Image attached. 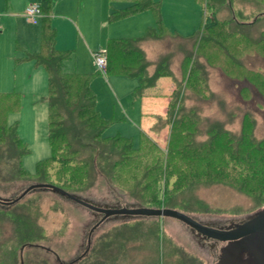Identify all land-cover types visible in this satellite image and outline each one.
Returning a JSON list of instances; mask_svg holds the SVG:
<instances>
[{
  "label": "rangeland",
  "instance_id": "obj_1",
  "mask_svg": "<svg viewBox=\"0 0 264 264\" xmlns=\"http://www.w3.org/2000/svg\"><path fill=\"white\" fill-rule=\"evenodd\" d=\"M100 1L52 0L51 22L55 28V48L71 51L64 69L91 74L90 89L95 96L96 110L106 120L102 136L126 137L137 149L152 140L162 151L159 156L164 168V152L171 130L170 124H164V107L175 87V76L182 95L180 103L196 107L199 120L196 140L205 139L206 130L216 122L239 135L242 122L249 124L250 118L254 119V135L264 137V98L252 86V83L257 85L264 94V60L256 64L251 58V50H264V16L260 14L264 12V0H153L159 4L163 35L167 37L145 42L142 47L147 59H163L171 74L161 75L153 84L145 85L141 95L135 94L137 78L116 74L110 68L106 72L98 71L92 53L104 49L106 35L140 37L147 25L156 28L153 14L149 9H142L112 20L110 14L101 13L103 4L111 3V10H119L129 2ZM32 2L39 0H2V62L8 56L5 50L8 47L17 57L22 56V50H38L40 19L29 24L21 15L26 4ZM214 6L216 23L210 24ZM259 14L253 26L243 23ZM104 19L106 24L102 25ZM191 36L195 42L188 38ZM15 54L11 55L13 63L8 68L13 87L5 91L10 94L4 115L7 125L17 124V133L28 149L21 156V166L31 179H15L13 151L7 144H0V199L3 200H12L30 184L43 180L36 178V163L51 151L47 138L45 70L34 64L30 68L24 62L15 63ZM33 70H39L41 77L35 80ZM190 71L189 81L201 72L206 77L207 97L194 96L185 87L184 78ZM3 96L6 97L1 95L0 100ZM245 113L250 117L244 119ZM151 119H154L151 130H146ZM115 151L116 154L110 150V145L96 143L81 153L89 172L85 185L75 190L76 195L108 206L169 205L216 227L239 222L264 207L257 204L256 197L218 182L199 181L182 192L175 190L170 196V190L165 188L166 172H149L147 176L142 168L141 172H125L127 168L123 166L127 162H121L117 169L113 162L120 160L119 153L124 149ZM148 180L150 184L146 185ZM60 186L67 188L68 185ZM101 216L49 189L36 188L15 203H0V264H21V261L22 264H68L85 251L88 233ZM110 218L92 230L90 245L83 257L86 256L72 264H215L223 244L218 243L212 250L209 247L212 239L172 217H158L161 221L157 222L140 216ZM171 221L180 227H168ZM23 243L31 245L24 247Z\"/></svg>",
  "mask_w": 264,
  "mask_h": 264
},
{
  "label": "trees",
  "instance_id": "obj_2",
  "mask_svg": "<svg viewBox=\"0 0 264 264\" xmlns=\"http://www.w3.org/2000/svg\"><path fill=\"white\" fill-rule=\"evenodd\" d=\"M127 1L129 4L125 7L112 10L109 19L116 20L142 9H149L153 14L156 28L148 26L144 35L140 37H110L106 40L103 50L107 58L106 69L110 68L122 76L137 78L138 84L135 92L141 95L145 85H151L157 77L171 74V72L167 70L163 59L154 62V70L149 72L148 68L151 63L139 46L142 40L163 34L164 26L158 2L153 0ZM38 5L41 11L39 49L25 51L24 55L14 57L15 63L32 61L35 66L43 67L47 76V138L51 151L49 156L36 163L38 175L36 178L42 177L43 179L37 183L48 182L76 195L75 190L85 185L84 181L88 179L87 172H89L81 153L98 143L110 145V150H113L115 154L116 149L118 152L124 149L119 153L120 160L113 162V167L117 169H120L121 162H127L123 166L127 168L125 172H141L140 168L146 176L150 175L149 172H166L165 188L170 190V196H173L175 190L182 192L184 188L199 181L218 182L256 197L258 205L264 204V137L257 138L254 135L253 118H250L249 124L242 122L239 135L232 134L216 122L214 125L210 124L206 130L205 139L196 140L195 135L199 127L196 107H186L180 103L182 95L179 91V82L173 76L175 87L169 95L164 120L165 125H171L166 152H164L166 155L164 168V161L160 158L162 151L152 140H148L143 147L137 149L132 147L126 137L117 136L110 139L102 136L106 120L96 110L95 96L90 89L91 74L64 69V62L70 57L71 51L55 48V28L50 18L52 0H39ZM215 9L214 6L210 24L216 23ZM260 14L264 16V12ZM260 14L252 21L243 23L246 26H253ZM188 38L196 41L192 36ZM251 52L264 57V50L254 49ZM191 71L190 75L186 73L184 78L185 87L194 96L207 97L209 90L206 77H202L201 72L189 81ZM252 86L264 98V94L257 88V85L252 83ZM9 94V92H0V97L6 95V97L3 96V100H0V144H7L13 151L12 157L16 159L17 172L15 179H31L26 176L21 166V156L28 149L17 133V124L7 125L5 122L4 110L8 105L7 95ZM13 108L16 109L17 105L15 104ZM247 117L250 116L245 113L244 119ZM156 127L157 124L154 129ZM149 180L146 185L150 184ZM61 184L68 185V189L60 186ZM167 184L172 186L169 187ZM172 188L174 189L171 190ZM149 199L151 200L152 196ZM146 206L174 208L159 203ZM23 244L24 247L31 245ZM34 246L39 245L34 244ZM84 257L82 256L81 259ZM81 259L78 261L80 262Z\"/></svg>",
  "mask_w": 264,
  "mask_h": 264
},
{
  "label": "water",
  "instance_id": "obj_3",
  "mask_svg": "<svg viewBox=\"0 0 264 264\" xmlns=\"http://www.w3.org/2000/svg\"><path fill=\"white\" fill-rule=\"evenodd\" d=\"M36 188L49 189L54 193L82 205L83 207L102 214L100 220L94 224L88 233L87 247L85 251L68 264L76 262L85 254L90 245L92 230L104 219L113 215L172 217L189 226L192 231L197 232L203 237L223 243L218 249L215 264H264V207L246 215L245 218L239 222L231 223L227 226L216 227L203 223L179 210L168 207L154 208L139 205H100L48 183L30 184L16 198L12 200L0 199V203H15L27 192Z\"/></svg>",
  "mask_w": 264,
  "mask_h": 264
},
{
  "label": "crops",
  "instance_id": "obj_4",
  "mask_svg": "<svg viewBox=\"0 0 264 264\" xmlns=\"http://www.w3.org/2000/svg\"><path fill=\"white\" fill-rule=\"evenodd\" d=\"M96 1H100V0H96ZM101 2V1H100ZM32 3H34V2H32ZM36 3H38V2H36ZM1 4H2V0H0V9H1ZM28 4H30V3H28ZM28 4H26V6L28 5ZM103 4V3H102ZM127 4H129V3H127ZM26 6H25V8H26ZM100 6V8H101V5H99ZM126 5H124V6H121V8H123V7H125ZM5 7H6V2H5ZM25 8L23 9V11H21V15L25 18V21L27 22V23H29V24H31V23H34V22H29V21H27V18H26V16L24 15V10H25ZM99 8V9H100ZM7 9V8H6ZM112 9V5L109 3V5L108 6H106V4H103V7H102V11H101V13H103V14H107L106 16H108V14H110V12L112 11L111 10ZM111 10V11H110ZM114 10V9H113ZM52 17H53V14H52V12H51V14H50V18H51V21H52ZM39 19H40V17H38V18H36L35 19V22L36 21H39ZM102 25H104V24H106V20L104 19V21H102V23H101ZM148 27V25L146 26V28ZM1 29H2V24L0 23V33H1ZM110 37H112L111 35L109 36V35H106V37H105V43L104 44H106V40L108 39V38H110ZM165 37H167L166 35H158V36H156V37H152V38H148V39H144V40H142L141 42H140V48L143 50V52H144V54H145V57L147 58V56H146V51L143 49V47H142V45H143V43H145V42H148V41H160V40H162V39H164ZM37 42H38V45H39V36H38V40H37ZM33 46V45H32ZM32 48H34V47H31V49ZM37 48V47H36ZM2 49V48H1ZM0 49V50H1ZM39 49V48H38ZM6 50V52H7V58L5 59V61L4 62H2L1 60H0V91L1 92H5V91H9L12 87H13V83L11 82V74L8 72V68L11 66V62L13 63V58L11 57V55H13V54H15V53H13L12 52V48L11 47H8L7 49H5ZM61 50V49H60ZM25 51H26V49L25 50H22L21 51V55H24L25 54ZM15 56H18L17 54H15ZM14 56V57H15ZM20 56V55H19ZM1 58H3L4 59V57H3V54H0V59ZM251 58L252 59H254L255 60V62H256V64H260L261 62H259V60L261 59H263L264 60V57L263 56H261V55H259V54H257V53H253L252 54V56H251ZM157 59L158 58H156L155 60H149V59H147V60H149V62L151 63L150 65H154V62H157ZM260 60V61H261ZM22 62H24V63H26L25 65H27V67H30V68H32V65L31 64H33V62L32 61H22ZM78 63V60H76V58H75V64L73 65L75 68H76V64ZM41 67V66H40ZM79 70H81V69H79ZM148 70H149V72H152L153 70H154V66H153V69L152 70H150L149 68H148ZM172 70V69H171ZM69 71H71V70H69ZM75 72H81V71H78V70H74ZM33 73H34V75H35V77H34V79L36 80L37 79V77H41V76H39V74H40V72H39V70L37 71V70H33ZM174 89V88H173ZM110 92V91H109ZM111 93V92H110ZM136 94V93H135ZM168 100H169V97L166 99V102L168 103ZM167 103H166V107H164V112H165V114H166V110H167ZM102 117V116H101ZM153 121H154V119H151V123H147V125H146V130H149V128H150V130H151V124L153 123ZM143 128V127H142ZM87 198V197H86ZM135 203V202H134ZM134 203H132V204H134ZM136 204V203H135ZM107 206H108V204H107ZM189 215V214H188ZM110 217H112V216H110ZM110 217H107L106 219H104L103 221H110ZM140 217H145V216H140ZM145 218H149V217H145ZM152 219V221H161V220H159V218L158 217H154V216H152V217H150V220ZM172 219V218H171ZM173 219H175V218H173ZM112 221V220H111ZM162 221H163V219H162ZM125 222H128V221H125ZM168 227H170V228H172V229H175L176 227H180L179 226V224L177 223V222H174V221H171V222H169L168 223V225H167ZM169 235H171V236H173L172 234H169Z\"/></svg>",
  "mask_w": 264,
  "mask_h": 264
},
{
  "label": "built area",
  "instance_id": "obj_5",
  "mask_svg": "<svg viewBox=\"0 0 264 264\" xmlns=\"http://www.w3.org/2000/svg\"><path fill=\"white\" fill-rule=\"evenodd\" d=\"M24 15L29 22H35V19L41 16L38 3H30L24 10ZM93 61L100 72H106L107 58L104 50L94 51L92 53Z\"/></svg>",
  "mask_w": 264,
  "mask_h": 264
},
{
  "label": "flooded vegetation",
  "instance_id": "obj_6",
  "mask_svg": "<svg viewBox=\"0 0 264 264\" xmlns=\"http://www.w3.org/2000/svg\"><path fill=\"white\" fill-rule=\"evenodd\" d=\"M102 205V204H100ZM101 214V213H100ZM219 227V226H218ZM211 240V239H210ZM218 243H221V242H217L215 240L212 239V241L210 242L209 244V247L212 249V250H215V248L217 247Z\"/></svg>",
  "mask_w": 264,
  "mask_h": 264
}]
</instances>
